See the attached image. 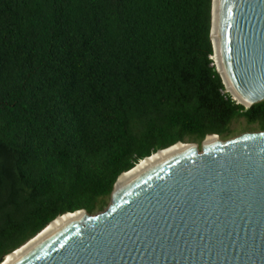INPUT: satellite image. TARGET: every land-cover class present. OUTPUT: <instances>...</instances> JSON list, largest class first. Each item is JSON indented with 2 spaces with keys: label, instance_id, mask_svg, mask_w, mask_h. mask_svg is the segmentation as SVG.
<instances>
[{
  "label": "trees",
  "instance_id": "obj_1",
  "mask_svg": "<svg viewBox=\"0 0 264 264\" xmlns=\"http://www.w3.org/2000/svg\"><path fill=\"white\" fill-rule=\"evenodd\" d=\"M212 0H0V263L57 216L105 208L178 141L264 130L214 61Z\"/></svg>",
  "mask_w": 264,
  "mask_h": 264
},
{
  "label": "water",
  "instance_id": "obj_2",
  "mask_svg": "<svg viewBox=\"0 0 264 264\" xmlns=\"http://www.w3.org/2000/svg\"><path fill=\"white\" fill-rule=\"evenodd\" d=\"M215 29L226 91L246 107L264 100V0H212L214 53ZM209 135L219 140L178 141L191 146L123 180L145 157L106 209L75 210L9 264H264V130Z\"/></svg>",
  "mask_w": 264,
  "mask_h": 264
},
{
  "label": "bare ground",
  "instance_id": "obj_3",
  "mask_svg": "<svg viewBox=\"0 0 264 264\" xmlns=\"http://www.w3.org/2000/svg\"><path fill=\"white\" fill-rule=\"evenodd\" d=\"M213 39H214L215 47H216V51L214 53L215 64L224 72V70L222 68V59L220 56V50H219V46H218V44H219L218 39L219 38L217 36L216 29L213 32ZM234 96H235V94H234ZM214 140H219V137H217L215 135H209L208 137L205 138L204 143L214 141ZM189 146H191V144H189V143H178V144H176L172 147H169L165 150H162L158 153H154L149 159L142 161V163H141L142 165L140 167L138 166L136 169H133L132 171L125 173L123 180L128 178L130 175L134 174L136 171H138L140 168L144 167L147 163H149L153 159L157 158L158 156L163 155V154L168 153V152H171V151L181 149V148L189 147ZM78 214H82V212L81 211H75L72 213H67V214H64V215L60 216L59 218L55 219L53 222H51L50 224L47 225L43 234L39 235V237H37L36 239H33L31 242L25 244L23 247L17 249L16 251L12 252L11 254L7 255L3 264L11 263L14 259H16L20 254H22L26 249H28L31 245H33L36 241H38L44 235L49 233L51 230L56 228L58 225H60L64 221H66L69 218H71L75 215H78Z\"/></svg>",
  "mask_w": 264,
  "mask_h": 264
},
{
  "label": "rangeland",
  "instance_id": "obj_4",
  "mask_svg": "<svg viewBox=\"0 0 264 264\" xmlns=\"http://www.w3.org/2000/svg\"><path fill=\"white\" fill-rule=\"evenodd\" d=\"M233 126H234V128H237V129L242 128V127H246V128H244L243 130H241L240 132H238L234 137L239 136V135L242 134L243 132L258 131V129H256L255 126H253V125H249L244 119H240V120L236 121V122L233 124ZM234 137H231V138H234ZM231 138H230V139H231ZM221 139H222V138H221ZM228 139H229V138H228ZM223 140H226V139H223ZM186 142H191V141H186ZM193 142H197V143H198L199 150L202 149V142H203V140L200 141V142H198V141H193ZM110 202H111V197L108 198V200H107V204H106L105 208H103V209H101V210H97V211L99 212V211H102V210L106 209L107 206L110 204Z\"/></svg>",
  "mask_w": 264,
  "mask_h": 264
}]
</instances>
